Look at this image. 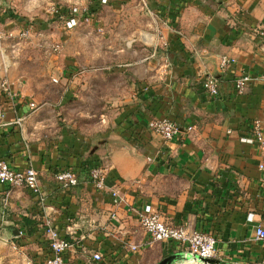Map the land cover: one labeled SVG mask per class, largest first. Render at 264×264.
Masks as SVG:
<instances>
[{"label":"crops","instance_id":"0c3cea01","mask_svg":"<svg viewBox=\"0 0 264 264\" xmlns=\"http://www.w3.org/2000/svg\"><path fill=\"white\" fill-rule=\"evenodd\" d=\"M109 1L116 5L120 0ZM149 2L156 15L158 9L168 17L157 15L163 34L157 45L166 46V53L159 55L154 73L148 71V57L128 64L138 78L149 81L102 138L93 141L65 127L54 131L39 108L27 105L32 93L23 79L10 77L19 97L14 102L0 92L6 111L0 159L18 170L33 166L46 194L43 202L27 188L0 185V255L8 253L15 231L23 228L29 241L17 252L25 262L30 254L43 260L41 224L48 214L67 224L69 236L83 238L66 253L64 264H90L95 251L104 256L103 264H159L174 255L179 256L170 264H264V240L256 239V229L264 226V145L246 141L254 137L255 119L264 133V81L259 78L264 73V0H188L183 8L174 0ZM144 37L153 44L152 34ZM224 55L233 59L226 69L220 67ZM247 72L255 80L238 95L235 80ZM207 75L218 79L216 97L202 87ZM162 115L180 125L173 140L164 141L147 127ZM142 127L147 136L135 143L130 134ZM89 159L106 170L107 190H97L85 174H79V185L63 188L57 172ZM113 189L124 198L120 205L112 203ZM132 206L159 212L169 225L190 231L201 223L206 231L215 229L217 263L193 261L174 242L149 244ZM130 243L140 248L131 251Z\"/></svg>","mask_w":264,"mask_h":264},{"label":"rangeland","instance_id":"374dc122","mask_svg":"<svg viewBox=\"0 0 264 264\" xmlns=\"http://www.w3.org/2000/svg\"><path fill=\"white\" fill-rule=\"evenodd\" d=\"M149 1L107 2L91 19L83 14L94 0H0V85L4 78L23 79L54 131L65 127L93 141L102 138L149 81L128 66L148 57L154 73L166 53V46L157 45L162 21ZM24 22L37 27L23 31ZM143 43L148 46L137 45ZM69 67L73 74L66 77ZM17 249L11 243L0 264H26Z\"/></svg>","mask_w":264,"mask_h":264},{"label":"built area","instance_id":"2783aa9c","mask_svg":"<svg viewBox=\"0 0 264 264\" xmlns=\"http://www.w3.org/2000/svg\"><path fill=\"white\" fill-rule=\"evenodd\" d=\"M108 0H102V3H107ZM83 16H86V12ZM70 14V13H69ZM23 31H29L23 30ZM264 36V30L261 32ZM168 45V43H166ZM233 63V59L228 56H222L220 60V67L226 69ZM264 81V73L259 77ZM255 80L250 73H242L235 80V89L238 95L244 94L247 87ZM57 82V79H53ZM10 81L4 78L1 82V94L6 95L8 98H19L17 93L11 90ZM204 91L211 97H216L219 94L218 79L213 75H207L202 85ZM21 102L23 100L21 99ZM27 105L32 110H37V105L34 101L30 100ZM6 115L5 106L0 100V129ZM18 124H21V119H18ZM148 129L151 132L159 134L164 141L173 140L181 133L180 125L168 116L158 117L151 119L147 124ZM192 127H189L191 130ZM252 132L254 137L246 139L251 143H259L260 146L264 145V133L262 129V122L260 119H255L252 124ZM264 169V166H261ZM90 181L94 184L95 188L99 191L107 190V173L104 167L100 163L92 166L89 169L88 175ZM58 182L65 189H70L80 184L79 175L72 169H62L56 174ZM0 185H8L14 188H27L34 195L38 196L41 201H45L46 194L42 191L39 181V172L33 166H27L22 170L12 168L5 160L0 159ZM112 203L114 205H120L124 202V198L121 196L118 189L111 191ZM131 211L137 217L141 227L144 229L146 235L149 238V244L157 241L174 242L179 245L187 257L193 261L199 260V258L215 259L217 256V239L211 231H199L188 230L183 225H169L166 223L159 212L151 211L149 209H140L138 207H131ZM113 220L119 221V217L116 213L112 215ZM42 234L47 241L51 256L47 259H43L40 262H34L33 259H28L27 264H64L65 256L68 251L76 248L83 238H76L71 233L68 234V238L63 236V233L56 226V221L50 215H44L42 219ZM18 234L10 241L14 247H18L15 239L25 235L23 228L17 229ZM256 239L259 241L264 240V226L259 225L256 229ZM14 241V242H13ZM131 251H137L140 246L136 244H129L127 246ZM103 259L101 252L95 251L89 257L88 262L98 263Z\"/></svg>","mask_w":264,"mask_h":264},{"label":"trees","instance_id":"16d2710c","mask_svg":"<svg viewBox=\"0 0 264 264\" xmlns=\"http://www.w3.org/2000/svg\"><path fill=\"white\" fill-rule=\"evenodd\" d=\"M188 0H174V3L175 4H178L177 7H184L185 6V3L187 2ZM108 3L110 2L109 0L107 1ZM102 6H103V3H102V0H94V2L89 6L88 8V11L86 12V16L91 18V19H96L97 18V14L98 12L102 9ZM157 9V8H156ZM158 11V9H157ZM157 15L160 16V18L162 19H166L168 21V17L165 16V14H162L161 12H157ZM66 14V12H64ZM170 24L174 27V28H177V25L175 23V21H172L170 22ZM36 24H32V23H27V22H24V24L22 25L21 29L23 30H35L36 29ZM71 69L69 68L68 70V73H66V77H69L73 74L72 71H70ZM162 116H167V115H162ZM162 116H159V117H162ZM169 117V116H168ZM126 129L122 130L121 132L124 133ZM145 132L142 134V132ZM147 131L144 130V127L142 128H138V132L136 134L134 133H131V139H133V141L135 143H139L141 142L140 139H141V136H147L146 135ZM149 137V136H148ZM147 137V138H148ZM150 139V138H149ZM97 162L94 161V160H86L80 167H75V168H67V169H72L74 170L78 175L79 174H85V175H89V169L92 168V166L96 165ZM59 172V171H58ZM57 172V173H58ZM56 226L59 228V230L63 233V236H65L66 238H68V234L66 233V226L67 224L64 223V222H57L56 221ZM199 231H206L207 228L205 227V225L203 223L200 224V227L197 229ZM209 231H211L213 233V235L216 237L217 239V235H216V230L215 229H210ZM27 240V241H26ZM16 241V244L18 247H22L24 246L28 241V236L27 235H24L22 237H19V238H16L15 239ZM40 243L43 244V247H44V257L43 259H47L51 256V251L49 250V247H48V244H47V241L45 240V238L41 235V239H40ZM32 259L34 260V262L37 263L36 259H35V256H33L32 254H30ZM104 257V256H103ZM105 262L104 259H102L101 262H99L100 264H103Z\"/></svg>","mask_w":264,"mask_h":264},{"label":"water","instance_id":"95a60500","mask_svg":"<svg viewBox=\"0 0 264 264\" xmlns=\"http://www.w3.org/2000/svg\"><path fill=\"white\" fill-rule=\"evenodd\" d=\"M18 232L15 231V235H17ZM179 255H174V256H171L167 259H164L163 261H161L159 264H170L174 258L178 257ZM199 260L205 262V263H217L216 261H214L213 259H208V258H199Z\"/></svg>","mask_w":264,"mask_h":264}]
</instances>
